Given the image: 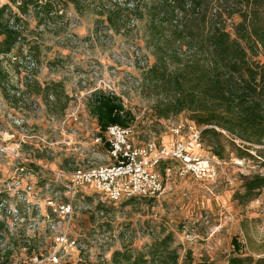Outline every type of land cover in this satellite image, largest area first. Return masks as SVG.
<instances>
[{"label": "rangeland", "instance_id": "1", "mask_svg": "<svg viewBox=\"0 0 264 264\" xmlns=\"http://www.w3.org/2000/svg\"><path fill=\"white\" fill-rule=\"evenodd\" d=\"M197 1L200 11L212 17L209 9L215 0ZM52 2L46 9L30 7L19 18L22 53L18 55L16 49L9 59L18 56L21 74L4 63L8 73L0 86V213L7 218L4 244L12 253L5 264H35L36 256L48 258L54 248L60 250L59 264H117L116 259L120 264H174L170 256L174 253L177 264L189 259L228 264L237 254L264 257V186L253 193L245 188L247 181L264 178V143L236 142L239 147L224 136L220 140L226 149L220 157L211 135H203V148L192 152L217 163L215 180L171 172L164 175L165 190L158 198L118 203L93 188H82L70 224L55 231V236L66 231L68 240L78 246L56 245L48 228L57 219L48 200L62 202L56 171L112 163L108 152L91 144L83 129L69 136L59 130L65 112L76 109L79 93L86 97V90L101 86L124 95L126 107L136 117L132 124L136 142L169 145L174 138L172 125L187 126L191 114L159 118L154 112L162 94L145 81L155 62L148 43V15H133L128 24L107 27L106 15L95 9V1L80 8L69 1L59 11L61 17L55 16ZM13 9L17 11L15 5ZM236 21L237 15L228 22ZM258 59L264 61L263 56ZM188 139L185 128L182 140ZM167 165L159 170L164 173ZM233 238L240 244L239 252ZM160 241H165L164 250L158 251L155 244ZM116 252L122 255L115 256Z\"/></svg>", "mask_w": 264, "mask_h": 264}, {"label": "trees", "instance_id": "2", "mask_svg": "<svg viewBox=\"0 0 264 264\" xmlns=\"http://www.w3.org/2000/svg\"><path fill=\"white\" fill-rule=\"evenodd\" d=\"M69 1L80 8L91 0H55L56 17L62 16L59 11ZM92 1L96 2L99 14L106 15L107 27L119 22L128 24L133 15L149 16L148 43L155 62L145 81L157 94H162L153 107L159 118L189 112L202 135L216 140L215 150L220 157L226 149V143L220 140L225 136L223 130L235 137L229 138L230 145L241 147L234 139L255 145L264 143V61L258 59L264 57V0H215L209 9L212 17L207 11H200L197 0ZM52 5V0L0 2V86L5 84L8 73L4 63L9 62L15 73L21 74L18 56H13L14 61L9 59L16 49L18 55L22 53L20 16L30 7L37 10ZM235 15L238 21L230 24L228 21ZM87 108L97 118L100 136L113 124L132 127L136 118L121 96L104 90L93 92ZM134 134L135 131L132 140L141 143L134 140ZM102 146L108 150L106 141ZM262 186L264 178L245 183L247 193ZM6 219L0 213V264L8 263L12 254L10 245L4 244V235L9 234ZM164 242L156 243V250H164ZM232 243L239 252L238 240L233 238ZM170 256L177 264L176 253ZM125 258L130 260V256ZM120 261L116 259L117 264ZM184 264L214 263L189 259ZM228 264H264V257L237 254L229 258Z\"/></svg>", "mask_w": 264, "mask_h": 264}, {"label": "built area", "instance_id": "3", "mask_svg": "<svg viewBox=\"0 0 264 264\" xmlns=\"http://www.w3.org/2000/svg\"><path fill=\"white\" fill-rule=\"evenodd\" d=\"M97 90L119 95L125 100L124 95L112 90L111 87L104 89L97 86L92 89V91ZM172 126L174 138L169 145H162L154 140L135 143L132 140L134 133L132 127L110 125L105 130L104 137L97 134L94 140L97 145H103L106 141L108 155L112 160L111 164L79 167L71 172L56 171V181L61 183L63 188L62 202L56 204L53 199L48 200L49 207L57 218L55 221L49 222L48 228L52 233L51 238L57 246H63L65 249L68 246L72 248L78 246L75 240H68L66 231L59 232L56 236L55 231L58 232V229H64L70 224L76 209L75 198L82 188H93L108 201L118 203L124 199L158 198L165 190L164 175L168 176L171 172H178L180 175L191 173L197 179L207 181L216 179L218 175L217 163L197 157L192 152V149L203 148L202 129L193 121L187 126L182 123ZM185 128L189 132L187 141L182 140ZM223 133L230 139L235 138L227 131L223 130ZM234 140L237 143L242 142L238 139ZM164 163H168V165L162 173L159 167ZM84 209H90V206L85 205ZM99 215L103 216L104 212L100 211ZM48 217L51 216L48 215ZM59 251L54 248L48 258L36 256L34 262L35 264H47L45 260L49 259L53 263L55 261V264H59L61 261Z\"/></svg>", "mask_w": 264, "mask_h": 264}, {"label": "crops", "instance_id": "4", "mask_svg": "<svg viewBox=\"0 0 264 264\" xmlns=\"http://www.w3.org/2000/svg\"><path fill=\"white\" fill-rule=\"evenodd\" d=\"M93 88H89V90L87 91V95L88 96H84L85 92L79 93L78 94V98L77 100H74V103L76 104V109L72 110L70 113H66L64 114V120L62 122L61 125H59V130L64 133L65 135H78V133L81 132V129H83V131L85 132L86 136H88L91 139V144L95 145V146H102V145H97L95 143V135H97L98 131H99V124L97 121V118L92 115L89 111V109L87 108V103L88 100L92 97V94L94 91H92ZM84 96V97H83ZM56 117V115H55ZM62 117V118H63ZM87 119H89L90 121H88ZM77 125H80L81 127L78 129L76 128ZM66 141V140H65ZM67 142V141H66ZM63 142V143H66ZM55 143L57 144L58 141H55ZM69 143V142H68ZM107 152V148L102 146ZM108 158L110 159L109 155ZM110 164V163H109ZM108 165V164H106Z\"/></svg>", "mask_w": 264, "mask_h": 264}]
</instances>
